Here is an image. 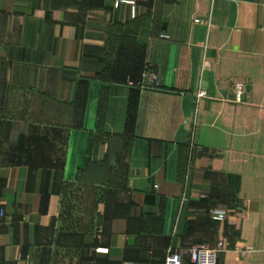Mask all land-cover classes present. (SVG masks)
Returning a JSON list of instances; mask_svg holds the SVG:
<instances>
[{
    "label": "crops",
    "instance_id": "obj_1",
    "mask_svg": "<svg viewBox=\"0 0 264 264\" xmlns=\"http://www.w3.org/2000/svg\"><path fill=\"white\" fill-rule=\"evenodd\" d=\"M220 242L264 264V0H0V264Z\"/></svg>",
    "mask_w": 264,
    "mask_h": 264
},
{
    "label": "built area",
    "instance_id": "obj_2",
    "mask_svg": "<svg viewBox=\"0 0 264 264\" xmlns=\"http://www.w3.org/2000/svg\"><path fill=\"white\" fill-rule=\"evenodd\" d=\"M196 22H203L201 20H196ZM166 37V35H164ZM142 86L156 87L159 81L158 74L152 70H146L142 73ZM243 94V85H238L236 88V96L241 99ZM209 215L213 220L222 221L227 217V210L223 208H213L209 211ZM3 216V213L1 214ZM224 245L223 242L218 244L217 248H211L207 245H195L189 248L186 255L193 264H218L219 261V251ZM184 254H172L168 260L167 264H184L183 263Z\"/></svg>",
    "mask_w": 264,
    "mask_h": 264
},
{
    "label": "trees",
    "instance_id": "obj_3",
    "mask_svg": "<svg viewBox=\"0 0 264 264\" xmlns=\"http://www.w3.org/2000/svg\"><path fill=\"white\" fill-rule=\"evenodd\" d=\"M110 175H113V174H110ZM114 175L118 176L119 173H114ZM79 198L81 202L80 209H82L84 213L88 214L93 208V196H92L91 188L85 189L84 194H82Z\"/></svg>",
    "mask_w": 264,
    "mask_h": 264
}]
</instances>
